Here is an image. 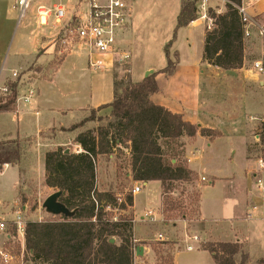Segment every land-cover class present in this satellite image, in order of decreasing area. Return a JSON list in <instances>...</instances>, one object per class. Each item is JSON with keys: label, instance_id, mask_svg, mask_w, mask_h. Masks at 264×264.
<instances>
[{"label": "crops", "instance_id": "1", "mask_svg": "<svg viewBox=\"0 0 264 264\" xmlns=\"http://www.w3.org/2000/svg\"><path fill=\"white\" fill-rule=\"evenodd\" d=\"M184 1L134 0L133 22L125 35L124 46L132 54L134 82L142 81L149 70L156 73L159 89L151 97L154 103L181 114L185 120L197 124L200 130H210L211 135L199 130L194 137L184 139L186 166L201 180L202 177L207 179L199 186L197 210L198 220L204 222L205 227L203 231L190 233L186 214L172 224L163 220L165 193L162 182L143 183L140 193L144 187L155 183L158 195L154 205L138 208V193L134 195L133 206L129 207L134 215V240L137 247H143L140 255L135 249L134 264H158L154 246L166 241H172L175 246L172 264H217L201 242L238 243L249 257L248 264H256L264 258V171L258 169L256 157H250V145L254 141V146L261 149L254 138V129L264 114L254 116L250 113V120L256 122L251 127L243 121L240 123L245 135L238 136V145L232 141L230 128L236 121L233 117L237 115L238 98L245 97L251 90L264 93V73L252 70L255 61L264 59V37L254 30L251 38L244 39L241 68L215 66L203 57L207 17L199 15L187 26L177 29ZM207 1L208 7L216 8L219 13L227 10L225 0ZM18 15L14 0H0V83L12 78L16 70L23 78L30 76L32 79L22 88L23 94L28 87L36 89L31 103L19 98L15 109L0 112V142L18 141L22 145L21 159L0 167V175L6 176L9 188L16 191L11 203L0 198L2 213L8 217L19 203V190L22 186L26 188V179L34 177L35 170L39 169L45 180L46 153L59 147L79 150L81 146L75 139L84 130H81L82 126L73 130L70 127L87 118L93 110L99 113L105 110L110 116L111 107L99 108L114 100L112 70L90 69L85 51L66 54L62 59L60 56L64 54L52 38L56 30L41 26L36 12L29 17L14 48L12 45L10 48L13 29L16 24H21L17 22ZM255 15L264 24V0L259 2ZM152 31L155 32L154 41L166 55V64L161 66L141 61V56L154 48L149 35ZM167 48L175 62L172 73L162 72L168 65ZM32 66L36 68L31 69ZM227 104L233 112L229 111L231 118L226 117ZM247 105L254 104L250 101ZM244 114L247 116L248 113ZM237 148L241 151L240 158H236ZM113 160V154L109 158L104 155L98 158L99 191L115 190L114 184L109 182L110 173L106 171V165ZM127 176L138 182L133 179L131 166ZM22 206L28 209L26 203ZM148 210L159 214L156 221L163 224L166 232L154 230L156 223L144 217ZM159 234L163 235L164 241L157 240ZM190 234L198 235L200 240H191ZM188 242L195 248L188 250Z\"/></svg>", "mask_w": 264, "mask_h": 264}, {"label": "trees", "instance_id": "2", "mask_svg": "<svg viewBox=\"0 0 264 264\" xmlns=\"http://www.w3.org/2000/svg\"><path fill=\"white\" fill-rule=\"evenodd\" d=\"M239 3L240 0H228L225 12L210 9L208 14L213 19V27L206 31L203 57L223 69L241 68L244 62V29L236 8ZM198 17L195 2L185 0L177 29ZM166 53L168 65L162 72L172 73L175 62L168 48ZM10 87V96H0V112L14 109L17 85L12 83ZM158 89L156 73L134 83L114 78V100L99 108H112L106 130L101 127L97 133L94 130L79 133L75 141L81 146V152L59 147L46 153L45 182L62 191L60 200L72 214H63L61 220L27 223L26 246L32 250L34 261L42 264H134L137 247L134 218H118L106 211L107 208L127 210L134 204V194H128L117 207L119 198L114 193L99 191L97 161L99 155L111 153L116 145L129 143L135 181L143 184L159 180L166 193L167 182L192 179L193 172L187 166L165 162L162 141L194 137L200 127L181 114L154 103L151 97ZM94 119L91 115L70 129ZM111 129L115 134L109 137ZM200 131L211 135L209 129ZM21 156L20 142H0V167L17 163ZM114 237H120L121 243L112 242ZM203 248L209 250L217 264H248L249 257L238 243L209 242ZM172 262L171 259L169 264ZM256 264H264V258Z\"/></svg>", "mask_w": 264, "mask_h": 264}, {"label": "rangeland", "instance_id": "3", "mask_svg": "<svg viewBox=\"0 0 264 264\" xmlns=\"http://www.w3.org/2000/svg\"><path fill=\"white\" fill-rule=\"evenodd\" d=\"M196 4V10L197 15L198 13V1L199 0H192ZM53 0H36L32 3L26 18L22 21L21 24L15 25L13 32L11 34L9 44L10 48H14L16 42L18 41L20 35L25 30V24L27 23L30 16L34 15L36 12V7L39 4L45 3V4H51ZM225 2H228V0H225ZM210 9L215 10L219 13V11L214 8L210 7ZM208 10V14H209ZM19 19V15H18ZM17 19V22H18ZM155 32L152 31L151 34V41L153 42L154 48L150 50L149 52L145 53L143 56H141V61L148 62L151 61L152 63L156 64L157 66H161L166 64V55L163 50L160 49V47L157 46L158 42L154 41L155 39ZM12 45V47H11ZM64 55H61L60 57L63 59L66 53H63ZM35 66H32L31 69H35ZM113 78H116L118 81L124 80L125 82L134 81L131 77V61L125 60V61H117L114 65V68L111 72ZM110 74V75H111ZM108 74V77H110ZM25 80V81H23ZM31 77H24L21 73H19V77H9L6 78L3 81V84H12L15 83L17 85V97H16V103L14 105V109L16 108V104L23 94V87L30 84ZM2 84V83H0ZM27 89V88H26ZM11 94V93H10ZM10 94H8L10 96ZM0 96H6L3 95L2 92H0ZM239 104H238V111L236 112L237 115L233 117V120L239 121L234 122L233 126H231V136L235 139H232V141L236 142L238 145V139L239 135L242 136L245 135L243 126L241 127L242 121L245 124H248L249 127H251L254 123L250 120L249 116L250 113L254 116H261L264 114V93H260L258 91H249L248 94L244 97L241 96L238 98ZM251 101L253 103V106H248L247 104ZM227 110H226V117L231 118L230 112L232 110L230 109V104H227ZM230 111V112H229ZM233 113V112H232ZM244 113H248L247 116H245ZM93 116V118H96L94 120H90L85 122L82 125L81 130H84L82 132H86L89 130H94L95 133L98 132V128L103 127L105 130L108 127L110 116L106 115V111L97 112L95 110L89 112V116ZM87 116V117H89ZM99 117H102V119L98 120ZM258 125L255 127L254 132H261L263 134L264 132V115L259 118ZM243 124V123H242ZM104 132V131H103ZM109 137L114 136L115 131L114 129H111L109 131ZM184 139L180 140H163L162 144L164 146V159L166 163H169L173 166L176 165H187V159L185 158V142ZM237 139V140H236ZM254 141L251 143L250 147V157H257L260 154L259 147L254 146ZM129 143H126L124 145H116L111 153L109 154H102L106 156V158H109L110 154L114 155L113 163H108L106 166L108 167L106 171H108V174L110 173L109 182L114 184V191H102V192H112L115 194L117 198H119V203L117 204V207L119 204L123 201H125V198L128 194H133L132 190L135 185H142L141 182H134L127 176V170L131 166L132 161V155L131 150L129 149ZM128 149V150H127ZM253 149V150H252ZM238 153L236 158H240V150L237 148ZM130 153V155H129ZM213 155V154H210ZM100 156V155H99ZM213 157H216L213 155ZM218 157V156H217ZM99 158V157H98ZM206 158V157H205ZM238 160V159H236ZM98 162V161H97ZM103 171V178H105V171ZM36 175L31 178L26 179V188L19 190V204H25L27 205V212L26 217L28 218V221H50V220H61L63 214H53L49 212L44 206L43 203L46 200V198L51 195L52 193L56 192V188H52L47 186L45 180L42 179L41 171L39 169L35 170ZM109 177V176H108ZM46 178V177H45ZM29 179V180H28ZM203 180H201L198 175H192V179L189 181H169L166 183V193L164 194V203L165 206L162 207L163 211V220L168 221L169 224H172L173 222L180 221V219L183 218V215L186 214L188 220L190 221V233H198L200 231H203V228L205 227V223L198 220V201L200 196V189L199 186ZM166 189V188H165ZM164 189V191H165ZM99 190V189H98ZM171 191V192H170ZM157 195H158V187L157 184H151L148 187H144L142 192L137 197V205L138 208L140 207H148L150 205H154L157 202ZM14 197H16V191L9 188L8 181L6 180V176L0 175V198L3 199L5 202H12L14 200ZM60 200V199H59ZM61 201V200H60ZM1 206V205H0ZM106 211L109 212L110 216H116V217H128V218H134V215L132 213V210L128 208L127 210L121 211L120 208H112V209H106ZM4 215V212L2 213V207H0V217ZM5 216V215H4ZM8 217V216H5ZM153 223H156V226L154 225V230L157 232H166L165 227L160 221H150ZM158 223V224H157ZM190 234V235H192ZM115 241L117 243H121L120 237H114ZM209 243V242H207ZM204 242H201L202 244H207ZM183 244V243H182ZM175 246L173 245L172 241H166L164 244H155L154 250L155 253L159 259L158 264H169L172 259V253ZM14 250L17 254H21L22 247L21 244L17 241L14 245ZM22 255V254H21ZM24 263L25 264H42L41 262L34 261L31 257L30 253H26L24 255Z\"/></svg>", "mask_w": 264, "mask_h": 264}, {"label": "built area", "instance_id": "4", "mask_svg": "<svg viewBox=\"0 0 264 264\" xmlns=\"http://www.w3.org/2000/svg\"><path fill=\"white\" fill-rule=\"evenodd\" d=\"M36 0H14L19 12L18 23L26 18L27 13ZM261 0H240L236 5L244 29V39L253 36L254 30L264 37V24L256 18V11ZM134 0H53L51 4H39L36 15L41 26H50L56 30L53 39L61 48L62 53L71 54L85 51L89 68L92 70H113L117 61L131 60V51L124 46L125 35L133 22ZM208 1H198V13L208 18L207 28L213 27V19L208 15ZM252 70L264 73V59L257 60ZM12 76L19 77L18 71H13ZM3 95L11 93L10 84H0ZM36 96V89L28 87L25 94L21 95L25 102L31 103ZM264 123V119L262 120ZM256 143L260 144V154L256 163L260 171H264V132L254 135ZM79 148L77 152H81ZM207 181L206 177H202ZM141 186L135 185L132 192L140 193ZM27 209L21 204H16L11 217H0V264H25L24 255L30 253L26 246V229L28 218ZM150 221L159 219V214L148 210L145 215ZM191 240L199 241L198 235L190 236ZM158 241H164L162 234ZM19 242L22 247L21 254H17L14 245ZM186 248L192 250L194 244L188 242Z\"/></svg>", "mask_w": 264, "mask_h": 264}, {"label": "water", "instance_id": "5", "mask_svg": "<svg viewBox=\"0 0 264 264\" xmlns=\"http://www.w3.org/2000/svg\"><path fill=\"white\" fill-rule=\"evenodd\" d=\"M153 70H149L146 73V77L153 74ZM69 151V150H67ZM62 195V191L57 190L56 192L49 195L43 203V206L53 214H64V215H71V211L67 208L65 204H63L59 199ZM112 242H115V238L111 239ZM143 250L142 246H138L136 248V254L140 255V252Z\"/></svg>", "mask_w": 264, "mask_h": 264}]
</instances>
